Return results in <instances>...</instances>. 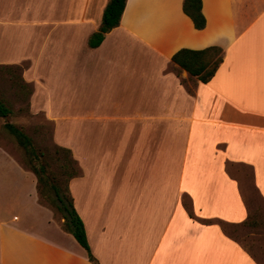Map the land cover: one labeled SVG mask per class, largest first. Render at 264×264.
<instances>
[{
    "label": "crops",
    "instance_id": "crops-1",
    "mask_svg": "<svg viewBox=\"0 0 264 264\" xmlns=\"http://www.w3.org/2000/svg\"><path fill=\"white\" fill-rule=\"evenodd\" d=\"M10 1L0 40L36 47L61 83L30 76L35 58L1 42L0 66L28 60L29 112L54 122L60 146L73 130L79 174L67 191L93 261L0 146V264H256L221 224L249 217L228 165L250 168L264 200V0H201L202 30L183 0H126L94 48L110 0ZM210 47L222 62L206 83L172 61Z\"/></svg>",
    "mask_w": 264,
    "mask_h": 264
},
{
    "label": "rangeland",
    "instance_id": "rangeland-1",
    "mask_svg": "<svg viewBox=\"0 0 264 264\" xmlns=\"http://www.w3.org/2000/svg\"><path fill=\"white\" fill-rule=\"evenodd\" d=\"M9 3L11 4L10 0H4L3 2L4 5ZM0 42L2 53L6 52L10 55L12 50L20 48L17 52H27L35 58V64L31 66L32 73L30 76L34 78L48 76L51 79L50 85L53 86L57 83L60 86V75L56 73V66L50 64V68L46 67V64H44L47 63V58L44 57L46 55L39 54L37 56L36 47L35 52L32 50V45H27L23 41L20 42L22 46H18V41L13 38V35L6 37L5 40H0ZM28 67V60L17 66H0V101L10 110V114L5 119L0 118V146L16 156L23 169L32 173L30 169L34 168L40 174L41 180L34 175L38 203L49 210L51 217L61 224V214L51 201V189L60 186L62 193L68 195L67 184L70 176L74 175L76 171L79 174V166L73 161V130L61 131L62 140L66 144L60 146L54 138V122L49 120L43 112H29L28 98L32 87L31 84H23L20 80L21 73ZM48 88L51 89L49 85ZM5 123L15 125L31 139L35 151L34 155L27 154V157H25L24 151L5 131ZM59 147L70 149L71 155ZM41 170H43V173L40 172ZM227 171L238 181L249 217L247 222L242 225L221 224L222 230L238 242L255 260L256 264H264V200L254 188L250 168L228 165Z\"/></svg>",
    "mask_w": 264,
    "mask_h": 264
},
{
    "label": "trees",
    "instance_id": "trees-1",
    "mask_svg": "<svg viewBox=\"0 0 264 264\" xmlns=\"http://www.w3.org/2000/svg\"><path fill=\"white\" fill-rule=\"evenodd\" d=\"M125 2L126 0L109 1L103 12L102 24L99 31L92 34L88 40L90 47H97L102 42L104 35L112 28L118 26L125 7ZM182 10L192 21L196 30H202L205 27L206 20L201 11V0H183ZM172 61L187 71L191 76L196 77L200 82L206 83L214 76L218 66L222 62V50L217 47H210L199 51L180 49L172 56ZM20 80L22 81L21 77ZM22 83L25 84L23 81ZM9 114L10 110L0 101V118L5 119ZM4 129L24 151L25 157H27V154H35L31 139L21 129L11 123H5ZM59 148L71 155L69 149ZM73 161L75 162V160ZM30 170L41 180L40 174H38L34 168ZM40 172L43 173V170ZM77 175L78 172L76 171L74 175L70 176V179ZM51 201L56 210L61 214V218L63 219L62 228L75 238L78 244L86 250L89 259L93 261L83 223L73 207L71 198L67 194L62 193L61 187L59 186L51 189Z\"/></svg>",
    "mask_w": 264,
    "mask_h": 264
}]
</instances>
